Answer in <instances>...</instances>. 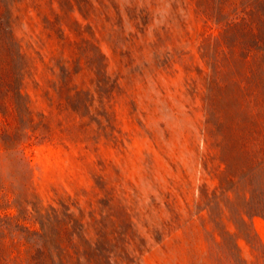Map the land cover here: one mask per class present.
Segmentation results:
<instances>
[{
	"label": "rangeland",
	"instance_id": "374dc122",
	"mask_svg": "<svg viewBox=\"0 0 264 264\" xmlns=\"http://www.w3.org/2000/svg\"><path fill=\"white\" fill-rule=\"evenodd\" d=\"M92 1L101 8L89 18L79 9L72 12L84 33L65 32L73 42L67 55L80 46L93 55L74 60L79 71L72 86L81 90L74 103L84 114H69L59 104L65 98L54 88L49 60L57 45L48 38L24 89L34 123H43L28 129L33 135L23 138L22 152L0 140V184L10 189L9 198L15 197L12 182H26L36 194L30 198L45 205L71 197L77 210L106 196L131 205L144 220L168 222L164 238L150 237L135 264H264L263 215L235 223L195 213L198 186L205 180L202 125L209 67L200 49L203 20L181 2L174 11V0H107L108 10L101 0ZM145 6L151 12L147 25L138 26L130 8ZM25 224L40 229L32 219Z\"/></svg>",
	"mask_w": 264,
	"mask_h": 264
},
{
	"label": "trees",
	"instance_id": "16d2710c",
	"mask_svg": "<svg viewBox=\"0 0 264 264\" xmlns=\"http://www.w3.org/2000/svg\"><path fill=\"white\" fill-rule=\"evenodd\" d=\"M178 2L185 10L192 6L203 20L200 49L209 67L202 125L205 180L198 186L195 213L235 223L264 216V0H174V11ZM100 3L109 9L107 0ZM100 8L92 0H0V140L6 148L22 152L23 138L33 135L28 129L43 123H34L24 89L35 60L44 58L41 48L48 38L57 45L49 60L54 88L65 98L59 104L69 114H84L74 103L81 94L72 86L79 71L74 63L93 55L87 46L67 55L73 42L65 32L85 31L73 11L89 18ZM130 10H136L138 26L147 25L148 6ZM21 184L12 182L13 200L7 185L0 184V264H135L150 237L160 241L166 233L168 222L144 220L131 205L112 203V197L76 210L71 197L45 205L30 198L36 194L26 182ZM14 205L16 214L8 211ZM27 219L39 222L40 229H31Z\"/></svg>",
	"mask_w": 264,
	"mask_h": 264
}]
</instances>
